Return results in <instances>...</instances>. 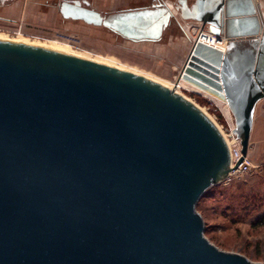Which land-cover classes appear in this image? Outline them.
Returning <instances> with one entry per match:
<instances>
[{
	"label": "water",
	"instance_id": "1",
	"mask_svg": "<svg viewBox=\"0 0 264 264\" xmlns=\"http://www.w3.org/2000/svg\"><path fill=\"white\" fill-rule=\"evenodd\" d=\"M189 1L171 0L227 45L193 43L176 81L228 104L245 156L264 99V26L252 0ZM163 5L115 29L158 40L175 16ZM73 9L64 17L102 22ZM233 167L213 120L165 85L0 40V264H264L205 236L198 201Z\"/></svg>",
	"mask_w": 264,
	"mask_h": 264
},
{
	"label": "rangeland",
	"instance_id": "2",
	"mask_svg": "<svg viewBox=\"0 0 264 264\" xmlns=\"http://www.w3.org/2000/svg\"><path fill=\"white\" fill-rule=\"evenodd\" d=\"M172 4L171 0H164ZM259 1V0H258ZM57 0H17L8 10L13 25L0 24V39L23 42L63 51L83 58L144 75L172 87L186 61L193 35L184 28L194 21L181 19L174 7L173 25L158 40H134L102 27L87 26L63 18L54 3ZM99 8L140 6L150 0H92ZM54 4V5H53ZM261 5V3L259 2ZM173 5V4H172ZM264 19L263 9L261 8ZM182 21V23L180 22ZM178 22L181 24L178 25ZM5 23V24H4ZM19 24V25H18ZM68 34H76L80 42L71 43ZM66 42V43H63ZM178 91L199 106L224 131L233 125L214 101L188 87ZM226 107L227 103L222 101ZM255 129L249 144L252 172L230 183L221 181L209 187L197 204L205 223V236L218 248L245 255L264 263V223L256 224L264 214V106L256 107ZM231 114V112H230ZM221 117L223 120H221ZM235 126V123H234ZM221 129V128H220ZM222 131V130H221ZM200 205L201 209L198 208Z\"/></svg>",
	"mask_w": 264,
	"mask_h": 264
},
{
	"label": "flooded vegetation",
	"instance_id": "3",
	"mask_svg": "<svg viewBox=\"0 0 264 264\" xmlns=\"http://www.w3.org/2000/svg\"><path fill=\"white\" fill-rule=\"evenodd\" d=\"M16 1L17 0H0V24H3L2 22H5V23L7 22L11 25L17 23V22L15 23V21H13L14 19H11L7 15L9 8L12 7V5H14V3ZM163 1L164 0H150V2L148 4H145V5L134 6V7H128V6H122L121 5L119 7L111 8V9L99 8L92 2V0H57V2L54 4L57 7L58 12L60 13V15L63 18H65L63 13H62L63 7H66L67 10H68L69 6L73 7L74 12L79 13V14H81V13L84 14V13H86V11L89 13V11H91V10L97 11L101 15V21H102L101 24H95L94 22L89 23V22H87L81 18H77V19L65 18V19H71V20L79 21L80 23L87 25V26L102 27V28H105L109 31L116 32L123 37L129 38V37L123 35L121 32H119L118 30L115 29V26L117 25L116 21L128 12L143 11V10H146V11H149L152 13L160 12L164 6ZM26 2H27V0H25V3ZM189 2L192 3V0H190ZM89 18H91V19L94 18L93 21L98 20L95 17H89ZM189 21H193V20H189ZM103 22H107V23H109V25L104 24ZM180 24L181 23L178 22V25H180ZM172 25H173V22H172V18H171L169 25L167 26V28H165V30L168 29L169 27H172ZM13 27H15V26L13 25ZM165 30H164V32H165ZM134 40H137V39H134Z\"/></svg>",
	"mask_w": 264,
	"mask_h": 264
},
{
	"label": "built area",
	"instance_id": "4",
	"mask_svg": "<svg viewBox=\"0 0 264 264\" xmlns=\"http://www.w3.org/2000/svg\"><path fill=\"white\" fill-rule=\"evenodd\" d=\"M259 2L261 3L260 6L263 9V13H264V0H259ZM183 26L188 32H189L190 28L192 29V32H193V35L191 36L192 45L196 41H202L206 44H209L211 46L219 48L223 51L225 50L226 46H225V48L222 47L221 42L227 41V39L225 37H222V36L219 37L218 35L211 33L207 29V27L203 26V24L201 22L194 21V23L190 22L187 24V26L185 24H183ZM67 40L71 43H78V42H80V37L76 34H68ZM260 102H262L263 106H264V99H262ZM234 127L235 126L230 125L229 128H226V131L223 130L225 135H226L225 140L227 141V144L229 146L230 153H231V166L233 167L237 163V161L239 160V158L241 156H243L244 158H243L242 162L237 167H233V169L229 172L228 176L224 180L225 183H230L235 178H237L241 175L251 173L252 168L254 166L253 162L250 158L249 151H248L247 155H245V156L243 155L242 145L240 144V141L236 138V136L233 132Z\"/></svg>",
	"mask_w": 264,
	"mask_h": 264
},
{
	"label": "bare ground",
	"instance_id": "5",
	"mask_svg": "<svg viewBox=\"0 0 264 264\" xmlns=\"http://www.w3.org/2000/svg\"><path fill=\"white\" fill-rule=\"evenodd\" d=\"M253 1V3H254V5H255V7H256V10H257V14H258V20H259V23H260V25L263 27L264 26V19H263V16H262V12H261V6H260V4H259V1L258 0H252ZM170 7H171V9L172 10H174V6L172 5V4H170ZM0 40H5V41H11V40H6V39H0ZM226 40V39H225ZM14 42V41H13ZM17 42V41H16ZM23 43V42H22ZM63 43H66V42H63ZM227 45V41H222L221 42V46L222 47H224L225 48V46ZM225 51V50H224ZM70 54V53H69ZM82 57V56H81ZM128 71V70H127ZM164 85V84H163ZM166 87H168L169 89H171V90H174V91H176V93H178V94H180V95H182L179 91H178V89L179 88H183V87H188V89H192L193 91H195V92H199V93H202V94H204L205 96H207L208 98H210L212 101H214L215 103H216V105L220 108V110L223 112V114L227 117V118H229V119H231V114H230V109H229V107L227 106H225V105H223L222 104V102H221V100L220 99H218V98H216V97H214L213 95H211V94H209L208 92H206V91H204V90H202V89H200V88H198V87H196V86H194V85H192V84H190V83H188L187 81H184V80H180L178 83H177V81H175L174 83H173V85H172V87H169V86H167V85H165ZM182 96H184V95H182ZM185 97V96H184ZM186 98V97H185ZM188 99V98H187ZM226 103V102H225ZM228 105V104H227ZM214 122V121H213ZM215 123V122H214ZM233 126H234V123H233ZM218 127V126H217ZM219 128V127H218ZM221 128V129H220ZM220 128H219V130L221 131V133L223 134V136L224 137H226V135H225V133H224V131H223V129H222V127L220 126Z\"/></svg>",
	"mask_w": 264,
	"mask_h": 264
},
{
	"label": "trees",
	"instance_id": "6",
	"mask_svg": "<svg viewBox=\"0 0 264 264\" xmlns=\"http://www.w3.org/2000/svg\"><path fill=\"white\" fill-rule=\"evenodd\" d=\"M221 120H223L222 117H221ZM198 208L201 209L200 205H198ZM263 223H264V214L258 219V221L256 222V224L258 225V224H263Z\"/></svg>",
	"mask_w": 264,
	"mask_h": 264
},
{
	"label": "crops",
	"instance_id": "7",
	"mask_svg": "<svg viewBox=\"0 0 264 264\" xmlns=\"http://www.w3.org/2000/svg\"><path fill=\"white\" fill-rule=\"evenodd\" d=\"M180 22L182 23L181 20H180ZM256 114H257V111H255V117H256ZM255 117H254V118H255ZM254 122H255V121H254ZM254 129H255V123H254V126H253V130H252V134H251V139L253 138Z\"/></svg>",
	"mask_w": 264,
	"mask_h": 264
}]
</instances>
